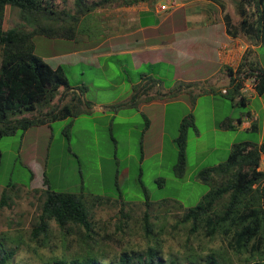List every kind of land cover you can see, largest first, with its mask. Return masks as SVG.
Listing matches in <instances>:
<instances>
[{"label":"rangeland","instance_id":"rangeland-1","mask_svg":"<svg viewBox=\"0 0 264 264\" xmlns=\"http://www.w3.org/2000/svg\"><path fill=\"white\" fill-rule=\"evenodd\" d=\"M100 1L87 0L86 3L92 5ZM237 2H225L236 26L241 21ZM52 3L57 10L78 16L75 0ZM255 5L254 0L248 7L250 12L255 11ZM103 16L95 10L79 15L78 22H67L76 27V40L34 38L35 54L52 68L65 66L70 85L86 86L82 100L94 107L92 105L88 114L46 121L44 125L19 131L0 141V246L3 244L15 253L9 264L81 260L90 252L88 244L103 264H116L123 252L133 255L149 247H156L164 264H171V260L186 264V259L193 256L203 258L217 254L224 245L221 238H207L203 230L192 234V224L182 222L187 211L195 208L210 191V186L200 181L198 174L226 162L234 144L264 141V95L253 93L256 82L252 78L244 81L246 104L238 97L232 99L223 93L214 97L197 95L203 90L198 86L194 94L182 92L176 97L163 96L158 104L129 106L132 83L139 81L146 67L134 68L132 56L122 52L137 45L132 36L108 40L102 33L99 22ZM21 25L25 24L20 10L7 6L4 29ZM219 27L204 31L208 34L205 37L222 39ZM240 36L247 45L250 41L255 43L252 38ZM202 52L214 61L215 52L210 49L195 52L199 55H195L192 63L191 53L174 58L180 63L186 62L185 65L176 64L171 68L163 65L164 88L174 86L176 75L186 74L188 78L197 79L218 68L212 62L203 65L199 60L206 58ZM251 53L250 50L244 58L248 59ZM255 54L254 62L264 68V46ZM64 95L70 92L62 89L55 107L68 101ZM118 106L123 107L119 111L112 109ZM250 112L259 118L258 131L244 130L239 124L240 119L251 120L246 118ZM190 115L195 128L188 132L185 175L178 178L174 173L178 159L176 139L181 123ZM24 117L40 118L37 113H26ZM228 121L237 126L220 130L218 126ZM262 160L264 169V154ZM11 185L16 187L10 188L8 200L3 204L4 191ZM48 188L84 197L92 223L89 241L84 228L71 226L62 231L53 222L46 237L33 238ZM100 198L102 203L94 202ZM93 203L96 204L93 206ZM146 213L154 227L151 238L144 232ZM233 264H245L244 258L234 257Z\"/></svg>","mask_w":264,"mask_h":264},{"label":"trees","instance_id":"trees-1","mask_svg":"<svg viewBox=\"0 0 264 264\" xmlns=\"http://www.w3.org/2000/svg\"><path fill=\"white\" fill-rule=\"evenodd\" d=\"M55 0H0V141L6 136L16 135L19 131L44 125L45 122H55L69 117L85 115L92 109L90 102H84L82 96L84 87L73 88L68 80L64 67L52 68L42 58L35 54L34 38L47 36L76 40L77 33L74 24L79 15H87L108 4H123L125 0H102L87 5V0H75L77 17L68 11L57 10L52 3ZM254 0H239L237 12L241 18L238 26L234 25L227 16L228 33L234 37L241 34L255 42L264 45V0H255V11L248 7ZM17 8L25 25L9 30L3 27L6 7ZM28 27H31L29 29ZM26 26V27H25ZM230 82L227 96L238 97L246 104L244 81L255 79V91L259 96L264 95V70L257 69L245 57L236 71L226 67ZM163 83L148 77L142 85L135 87L129 106L140 103H150L161 100L166 94L157 92L156 96L148 94L155 86ZM197 85L179 84L170 91L176 97L179 93L194 94ZM185 88V89H184ZM70 92L64 95L68 101L61 107H55L54 102L61 90ZM144 92V93H142ZM214 92L213 89L203 88L201 94ZM145 94V95H144ZM197 94V95H201ZM125 106V105H124ZM123 106L113 107L119 111ZM26 113H37L40 118L25 119ZM250 117V114L246 115ZM228 121L221 127L230 129L236 126ZM258 122L251 125L252 131H258ZM190 128H195L192 115L183 120L179 136L176 139L178 159L174 167L175 176L183 178L187 166V142ZM264 141L261 144L242 142L234 144L226 162L211 168H205L198 174L204 184L210 186V191L202 201L184 215L183 223H191V233L203 230L205 237L221 238L223 247L220 252L205 257L193 256L186 259V264H233V258H244L245 264H264V169L262 157ZM2 152L0 150V167ZM16 186L11 185L4 191L3 204L8 200L7 193ZM11 188V189H10ZM94 202H103L95 199ZM96 203H93V206ZM110 203H105L108 205ZM182 207V205H180ZM55 223L62 231L68 227H82L90 240L92 223L90 211L84 197L71 192H58L48 188L39 218V223L33 231V238L46 237ZM153 224L149 214L144 215V232L148 238L153 237ZM81 260H56L54 264H103L91 252ZM15 253L0 246V264H9ZM222 259V260H220ZM116 264H164L156 247H149L143 253L131 255L123 252ZM177 264V260H171Z\"/></svg>","mask_w":264,"mask_h":264},{"label":"crops","instance_id":"crops-1","mask_svg":"<svg viewBox=\"0 0 264 264\" xmlns=\"http://www.w3.org/2000/svg\"><path fill=\"white\" fill-rule=\"evenodd\" d=\"M166 1V2H165ZM163 0V2H156L154 0H125L123 4H108L104 7L98 8V14H103V20L99 22V29L103 34L108 36V40L132 36L137 43L136 46L129 49L122 50L123 53L130 54L134 61V68L146 67L144 73L141 74L139 81L132 83L133 94L135 87L142 85L148 77L157 79L163 83L155 86L149 92L150 97L156 96L157 92L163 95H170V91L175 89L179 84L197 85L206 90L213 89L214 92L208 94H201L200 96H217L227 90L230 82V76L227 74L226 67H230L234 71L242 62L247 47H251V54L247 61L252 63L257 69L264 70L254 58H257L255 51L262 48L264 45L261 42H252L247 45L241 41V36L234 37L228 33L227 16H230L233 23V17L229 13L227 4L228 0H176L177 6L169 11H160V6L166 4L171 0ZM239 1V0H238ZM238 3V2H237ZM232 8L234 4L232 3ZM235 10V9H234ZM234 24V23H233ZM219 27L222 32V39L217 37H205L208 30L215 26ZM208 35V34H207ZM248 41V39H245ZM254 43V44H253ZM213 49L215 52L214 61H210L205 53L201 54L206 58H199L203 65L207 63L218 65V68L212 69L210 72L201 75L197 79H191L183 75H176L175 84L173 87L164 88V77L162 76V66L174 67L176 64H186L176 61L179 59L178 55L187 57L189 55L191 63L196 60L195 52ZM250 51V50H249ZM111 55L112 53H107ZM105 54V55H107ZM177 58V59H174ZM206 59V60H205ZM188 61V60H184ZM64 67L59 65L58 67ZM66 70V69H65ZM220 82V84L218 83ZM87 91L86 86H82ZM71 91L79 93L76 88ZM185 89V88H184ZM144 93V92H142ZM186 93V92H184ZM257 96V92L253 90ZM145 95V94H144ZM132 98V97H131ZM159 100H154L150 103H144V106L158 104ZM86 102V101H85ZM94 107V104H92ZM251 119L245 122L244 119L239 120L244 130H251V125L256 119V114L250 112ZM237 126L236 123H231ZM222 125V124H221ZM222 131L228 129L221 127ZM259 125V124H258ZM259 130V126H258ZM263 141L260 142V144Z\"/></svg>","mask_w":264,"mask_h":264},{"label":"built area","instance_id":"built-area-1","mask_svg":"<svg viewBox=\"0 0 264 264\" xmlns=\"http://www.w3.org/2000/svg\"><path fill=\"white\" fill-rule=\"evenodd\" d=\"M176 6H177L176 0H171L166 4H162L159 9H160V11H169V10L175 8ZM249 50H251V47H247L245 49L246 52L247 51L249 52ZM223 94H227V90H224Z\"/></svg>","mask_w":264,"mask_h":264}]
</instances>
